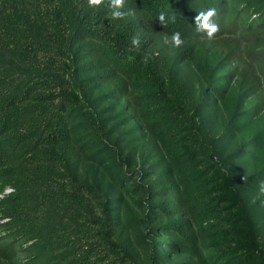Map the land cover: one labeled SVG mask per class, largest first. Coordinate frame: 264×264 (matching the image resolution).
Listing matches in <instances>:
<instances>
[{
	"label": "trees",
	"instance_id": "16d2710c",
	"mask_svg": "<svg viewBox=\"0 0 264 264\" xmlns=\"http://www.w3.org/2000/svg\"><path fill=\"white\" fill-rule=\"evenodd\" d=\"M130 9L0 0V264H264V0Z\"/></svg>",
	"mask_w": 264,
	"mask_h": 264
},
{
	"label": "clouds",
	"instance_id": "9594fccd",
	"mask_svg": "<svg viewBox=\"0 0 264 264\" xmlns=\"http://www.w3.org/2000/svg\"><path fill=\"white\" fill-rule=\"evenodd\" d=\"M104 0H88L90 7H98ZM125 0H109V6L112 9L111 16L114 19H124L129 15H134L133 10L124 11ZM217 15L215 8H209L206 11H200L194 17L195 30L197 33L201 34V38H207L208 41H212L215 38V35L220 31L219 25L214 22L213 17ZM159 23L163 26L166 23V14L162 11L158 16ZM133 45L139 46V38L134 37L132 40ZM164 43L169 44L173 47L179 48L183 45L184 41L181 38L179 32H174L170 37H164ZM147 62V57L145 58ZM244 182L247 181L248 177L244 176L242 178ZM259 189L261 192H264V180L260 181Z\"/></svg>",
	"mask_w": 264,
	"mask_h": 264
},
{
	"label": "rangeland",
	"instance_id": "374dc122",
	"mask_svg": "<svg viewBox=\"0 0 264 264\" xmlns=\"http://www.w3.org/2000/svg\"><path fill=\"white\" fill-rule=\"evenodd\" d=\"M136 251H137L139 254L142 253L141 247L138 246V245H136Z\"/></svg>",
	"mask_w": 264,
	"mask_h": 264
},
{
	"label": "built area",
	"instance_id": "2783aa9c",
	"mask_svg": "<svg viewBox=\"0 0 264 264\" xmlns=\"http://www.w3.org/2000/svg\"><path fill=\"white\" fill-rule=\"evenodd\" d=\"M11 190H12L11 188H7L6 191H5V193H6V192H10ZM3 195H4V194L0 193V197H2Z\"/></svg>",
	"mask_w": 264,
	"mask_h": 264
}]
</instances>
